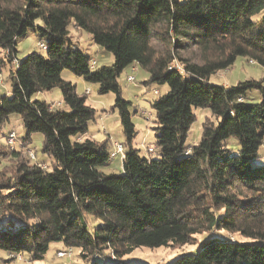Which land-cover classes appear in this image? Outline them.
Wrapping results in <instances>:
<instances>
[{"label":"trees","instance_id":"1","mask_svg":"<svg viewBox=\"0 0 264 264\" xmlns=\"http://www.w3.org/2000/svg\"><path fill=\"white\" fill-rule=\"evenodd\" d=\"M70 27L113 63L90 68ZM29 31L45 52L18 60L17 41ZM3 53L0 70L15 64L9 94L0 96V126L15 116L24 134L12 148L0 143V252L41 262L60 243L58 259L77 251L88 263L109 253L101 264H131L125 257L136 248L180 249L202 237L196 253L167 264H264V80L210 83L238 58L264 69V0H0ZM131 65L148 74L144 86H167L151 104L152 155L131 146L136 111L118 83ZM63 71L114 95L123 157L112 155L108 138L84 137L95 110ZM56 88L69 112L35 99ZM194 108L211 116L188 146ZM34 134L49 165L28 156ZM231 138L237 151L227 148ZM116 156L121 172L104 173ZM88 216L99 222L92 232ZM219 232L228 236L212 235Z\"/></svg>","mask_w":264,"mask_h":264},{"label":"rangeland","instance_id":"2","mask_svg":"<svg viewBox=\"0 0 264 264\" xmlns=\"http://www.w3.org/2000/svg\"><path fill=\"white\" fill-rule=\"evenodd\" d=\"M69 40L75 44L84 55L95 61L96 65L93 67L94 69L110 66L113 63V56L95 45L91 41L90 36L85 32H80L73 27H70ZM38 43H40L38 37L32 31H29L24 38L17 41V59L21 60L32 52L44 54L45 51L38 47ZM5 56V53L0 54V57ZM14 64H8L5 68L0 70V96L9 94L10 85L7 75L9 70L13 69ZM128 76H132L134 78L133 82H129L127 80ZM61 77L64 80L73 82L76 85V91L78 94L85 93L87 88L90 91V94L87 96V103L95 110V116L88 124V131L84 137L92 139L96 142H101L108 138L110 151H112V144L114 142L122 144L123 151H126L127 147L124 144V138L117 113L116 111H111L114 102V95L112 93L105 95L97 94L95 86L87 85L80 78L72 75L69 71H63ZM147 79L148 74L135 65H131L126 68L118 78L123 99L132 103V112L136 111V113L132 116V123L137 131V135L132 141L131 146L134 149H138L140 151V155L142 156L145 155L146 148L153 146L154 143V132L151 129L153 125L151 121L154 120V116L151 110V104L167 92V86L165 85L158 86L153 84L148 87L144 86L143 82ZM248 79L264 80V69L256 64H250L243 58H238L230 69L212 76L210 78V83L230 87L236 86L239 82H243ZM154 91H157L158 95H155ZM250 93H252L255 97L257 96L256 91H251ZM35 99L45 101L54 108L69 112V109L62 103L61 95L57 88L51 91L38 93L36 94ZM148 113L151 114V118L147 120L146 115ZM193 113L196 119L190 128L189 135L186 140V145L188 146L196 144L199 141L201 137L202 123L205 118H209L211 116L208 109L194 108ZM10 132H14L18 138L24 134V129L19 119L15 116H10L8 121L0 126L1 144L6 145L4 137ZM41 143L42 136L40 134H34L28 149L34 153L38 162H43L46 165H49V158L41 154ZM226 145L228 149H232L234 151H237L239 148L237 141L233 138L229 139ZM101 170L106 174H119L121 172V160L119 156L114 157L110 165L108 167L101 168ZM98 225V221L88 216V229L90 232L97 228ZM212 235L222 237L228 236L224 232L214 233ZM233 238L234 240L246 241L245 239H240L238 236H233L232 239ZM202 241L203 238L199 237L196 244L183 246L180 249H170L167 247L151 249L140 247L136 248L133 252L127 255L125 260L131 264H167L175 261L183 255L196 253L197 249L202 245ZM65 250L66 249L62 244L52 243L45 255V259L41 262H29L28 259L22 255L7 257L3 252H0V264H101L103 262H110L111 256L109 253L99 255L97 259L88 263H83L78 259L77 251H72V254L68 252V256L71 257L58 259L60 256L64 255V253H58L57 256H55L57 251Z\"/></svg>","mask_w":264,"mask_h":264},{"label":"built area","instance_id":"3","mask_svg":"<svg viewBox=\"0 0 264 264\" xmlns=\"http://www.w3.org/2000/svg\"><path fill=\"white\" fill-rule=\"evenodd\" d=\"M38 47H39L41 50H45V45L42 44V43H38ZM249 63H250V64H254L253 61H249ZM94 66H95V61L91 60V62H90V68H93ZM178 68H179V67H178ZM127 80H128L129 82H133L134 78H133L132 76H128V77H127ZM85 94L88 96V95L90 94V91H89V90H86V91H85ZM154 94L157 95V92L155 91ZM146 117H147V120L150 119V114L148 113V114L146 115ZM16 138H17V137H16V135H15L14 132H10V133H8L7 136H6V140H5L7 146H9L10 148L16 146V143H17V139H16ZM113 149H114V152L112 153V155H114V154H122V157H123V147H122L121 144H119V143H113ZM146 153H147L148 155H152V154L154 153V148H153V147H148V148L146 149ZM28 156H29V158H30L33 162H36V158H35V155H34L33 152L29 151V152H28ZM39 167L44 168L43 165H39ZM62 256H63V255H62ZM60 257H61V256H60Z\"/></svg>","mask_w":264,"mask_h":264},{"label":"crops","instance_id":"4","mask_svg":"<svg viewBox=\"0 0 264 264\" xmlns=\"http://www.w3.org/2000/svg\"><path fill=\"white\" fill-rule=\"evenodd\" d=\"M95 89L97 90V86H95ZM86 90H89L88 88Z\"/></svg>","mask_w":264,"mask_h":264}]
</instances>
